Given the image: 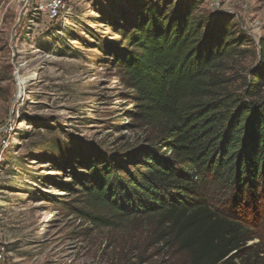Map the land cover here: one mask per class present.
<instances>
[{
    "label": "trees",
    "instance_id": "16d2710c",
    "mask_svg": "<svg viewBox=\"0 0 264 264\" xmlns=\"http://www.w3.org/2000/svg\"><path fill=\"white\" fill-rule=\"evenodd\" d=\"M184 1L142 0L108 23L118 38L100 50L131 91L146 147L121 162L78 147L61 165L64 188L95 225L149 222L187 264H264V38L236 88L225 66L247 41Z\"/></svg>",
    "mask_w": 264,
    "mask_h": 264
},
{
    "label": "rangeland",
    "instance_id": "374dc122",
    "mask_svg": "<svg viewBox=\"0 0 264 264\" xmlns=\"http://www.w3.org/2000/svg\"><path fill=\"white\" fill-rule=\"evenodd\" d=\"M140 1L70 0L63 17L44 27L19 19L15 7L0 10V242L13 264H187L185 254L155 242L149 222L95 225L64 188L72 180L61 165L78 147L120 162L146 147V128L131 117V91L100 50L118 38L108 23ZM195 1L196 14L226 19L247 41L239 49L248 51L225 66L237 88L257 66L264 0ZM17 77L30 79L21 94Z\"/></svg>",
    "mask_w": 264,
    "mask_h": 264
},
{
    "label": "built area",
    "instance_id": "2783aa9c",
    "mask_svg": "<svg viewBox=\"0 0 264 264\" xmlns=\"http://www.w3.org/2000/svg\"><path fill=\"white\" fill-rule=\"evenodd\" d=\"M70 0H0L3 13L13 9L19 17L29 19L32 25L44 27L60 20L69 8ZM36 22V23H35ZM0 264H13L4 252V244L0 242Z\"/></svg>",
    "mask_w": 264,
    "mask_h": 264
},
{
    "label": "bare ground",
    "instance_id": "6f19581e",
    "mask_svg": "<svg viewBox=\"0 0 264 264\" xmlns=\"http://www.w3.org/2000/svg\"><path fill=\"white\" fill-rule=\"evenodd\" d=\"M29 80H30L29 78L17 77V87L19 94H21L22 91L25 89L26 84L28 83Z\"/></svg>",
    "mask_w": 264,
    "mask_h": 264
}]
</instances>
